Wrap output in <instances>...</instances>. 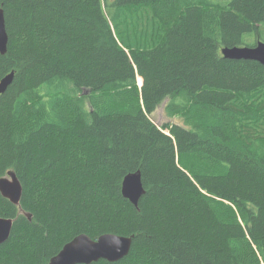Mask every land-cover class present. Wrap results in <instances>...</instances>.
<instances>
[{
    "label": "trees",
    "instance_id": "16d2710c",
    "mask_svg": "<svg viewBox=\"0 0 264 264\" xmlns=\"http://www.w3.org/2000/svg\"><path fill=\"white\" fill-rule=\"evenodd\" d=\"M0 177L20 204L0 264H47L74 236L133 235L116 262L264 264V65L223 57L264 0H0ZM141 82V84H140ZM166 113L183 125L158 127ZM140 170L145 193L123 197ZM27 214L31 215V220Z\"/></svg>",
    "mask_w": 264,
    "mask_h": 264
},
{
    "label": "water",
    "instance_id": "95a60500",
    "mask_svg": "<svg viewBox=\"0 0 264 264\" xmlns=\"http://www.w3.org/2000/svg\"><path fill=\"white\" fill-rule=\"evenodd\" d=\"M8 35L5 27L3 9L0 8V53L7 51ZM223 57L234 60H254L264 65V41L259 40L252 46H224L221 49ZM14 72L11 71L0 80V94L4 93L12 83ZM141 84V82H140ZM123 197L135 207L145 193L140 170L125 175L121 185ZM0 193L12 203L19 205L23 193L22 184L17 174L10 170L0 177ZM31 220V215L27 214ZM14 219L0 217V244L6 242L13 227ZM133 235H119L112 232L100 234L96 239L85 233H80L67 241L53 255L47 264H90L100 259L116 262L125 257L131 248Z\"/></svg>",
    "mask_w": 264,
    "mask_h": 264
},
{
    "label": "rangeland",
    "instance_id": "374dc122",
    "mask_svg": "<svg viewBox=\"0 0 264 264\" xmlns=\"http://www.w3.org/2000/svg\"><path fill=\"white\" fill-rule=\"evenodd\" d=\"M224 1V0H220ZM260 39L264 41V32L261 34ZM167 104V99L164 100L158 107L157 109L150 115L152 121L158 126L161 127L165 123H171V124H179L183 125V119L181 118L180 115H175V116H168L165 110V106Z\"/></svg>",
    "mask_w": 264,
    "mask_h": 264
},
{
    "label": "bare ground",
    "instance_id": "6f19581e",
    "mask_svg": "<svg viewBox=\"0 0 264 264\" xmlns=\"http://www.w3.org/2000/svg\"><path fill=\"white\" fill-rule=\"evenodd\" d=\"M122 185V184H121Z\"/></svg>",
    "mask_w": 264,
    "mask_h": 264
}]
</instances>
